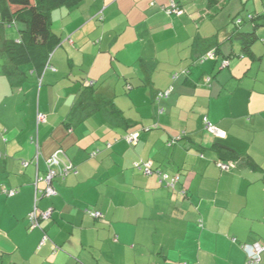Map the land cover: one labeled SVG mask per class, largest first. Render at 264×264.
I'll return each mask as SVG.
<instances>
[{"label":"crops","instance_id":"1","mask_svg":"<svg viewBox=\"0 0 264 264\" xmlns=\"http://www.w3.org/2000/svg\"><path fill=\"white\" fill-rule=\"evenodd\" d=\"M262 12L264 0H82L52 11L49 64L42 77L23 66L15 86L0 44V264H264V27L248 22ZM91 83L117 112L79 121ZM215 143L241 155L229 171ZM58 151L75 171L38 196ZM35 209L52 212L39 229Z\"/></svg>","mask_w":264,"mask_h":264},{"label":"trees","instance_id":"2","mask_svg":"<svg viewBox=\"0 0 264 264\" xmlns=\"http://www.w3.org/2000/svg\"><path fill=\"white\" fill-rule=\"evenodd\" d=\"M81 2L82 0H0V44L9 61L3 73L10 80L12 86L19 85L24 81V76L19 71L20 68L28 64L32 66L38 77L43 76L51 55L58 44L57 37L50 27L52 11L62 7L74 8ZM16 22L25 25V28L20 30V40L16 42L5 39V30ZM232 22L236 27H240L244 21L236 18ZM248 22H251L256 28L264 27V12L249 15ZM246 38H243V45L248 50L252 40ZM209 54L217 55L216 50H212L202 55L199 61L205 62L210 59ZM82 94L86 96L85 100L91 101V104H87L88 109L85 111H82V108L76 105V117L79 121H82L83 114L88 115L95 112V108L108 116L116 114L117 110L113 103L98 95L96 83H91L85 93ZM211 150L217 156L216 163L218 165H231L232 162L238 161L241 157L235 149L223 143H215ZM99 154V151L94 153L92 158L97 157ZM166 182L167 184L172 183L169 180Z\"/></svg>","mask_w":264,"mask_h":264},{"label":"built area","instance_id":"3","mask_svg":"<svg viewBox=\"0 0 264 264\" xmlns=\"http://www.w3.org/2000/svg\"><path fill=\"white\" fill-rule=\"evenodd\" d=\"M169 13L173 14V15H180L181 11L179 8H177L175 5L172 6V8L169 10ZM238 23H240V21H238ZM210 55V59H214L215 56L213 54H209ZM225 64V63H224ZM227 64V63H226ZM225 64V65H226ZM168 93L162 94L161 96H167ZM40 120H42V118H40ZM207 130L219 137L223 136V133L220 132L218 129H216L215 127H213L210 124H207ZM126 141L129 143V145L133 146L136 145L138 143V137L137 135H131L128 136L126 138ZM64 156V153L62 151H58L56 152L52 157H50L47 161V166H48V171L47 174L45 175V177H43L41 179V181H43L46 185V188L44 190H39L38 191V196L41 195V197H53L56 195V190L54 188V181L57 178H64L66 176H68L70 173L75 171V167L71 164L66 162L62 157ZM220 168L222 170L225 171H229L231 169V165L228 164H219ZM146 171L148 173H153L152 172V167L151 165H146ZM168 176L165 175L162 178V182H166L168 180ZM178 178L174 179L175 181H177ZM167 183V182H166ZM168 185L173 187L172 183H168ZM10 195H13L14 192H10ZM92 216L94 218H99L101 217V215L98 212H91ZM52 217V212L51 211H47V212H42V213H38L37 209H35L31 215H30V221H31V228L32 229H39L40 228V222L47 220L49 221ZM44 242L47 240V237H45ZM248 249V248H247ZM260 250L261 248L259 246L257 247H251L248 250V257L249 260L252 262H258L259 261V255H260Z\"/></svg>","mask_w":264,"mask_h":264},{"label":"rangeland","instance_id":"4","mask_svg":"<svg viewBox=\"0 0 264 264\" xmlns=\"http://www.w3.org/2000/svg\"><path fill=\"white\" fill-rule=\"evenodd\" d=\"M236 3V2H235ZM243 8V6L241 5V7H240V9L239 10H241Z\"/></svg>","mask_w":264,"mask_h":264}]
</instances>
